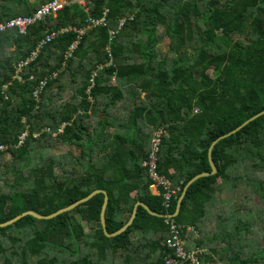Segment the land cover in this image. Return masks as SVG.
<instances>
[{
	"label": "trees",
	"instance_id": "obj_1",
	"mask_svg": "<svg viewBox=\"0 0 264 264\" xmlns=\"http://www.w3.org/2000/svg\"><path fill=\"white\" fill-rule=\"evenodd\" d=\"M47 1L0 0V22L30 16ZM88 8L69 2L25 33L0 32V223L27 210L50 214L94 189L107 193V232L128 220L137 201L173 214L186 183L211 171L212 141L264 110V0H92ZM104 9L107 26L87 29L65 59L77 39L73 28ZM122 18L109 40L108 27ZM159 28L169 38L163 53L155 49ZM53 31L60 33L14 78L17 64ZM54 72L36 99L39 79ZM157 129L156 170L180 186L168 209L150 192L142 166ZM63 145L67 151L51 152ZM210 155L216 172L189 184L174 216L191 227L181 230L184 247L201 249L199 264H264V237L249 232L258 226L253 209L264 203L235 207L231 224H216L220 235L208 219L217 190L229 182L234 189L239 178L264 198L254 177L264 173V113L217 140ZM103 196L49 219L25 215L0 227V264H165L174 256L161 245L169 237L163 218L141 206L123 232L107 237Z\"/></svg>",
	"mask_w": 264,
	"mask_h": 264
},
{
	"label": "built area",
	"instance_id": "obj_2",
	"mask_svg": "<svg viewBox=\"0 0 264 264\" xmlns=\"http://www.w3.org/2000/svg\"><path fill=\"white\" fill-rule=\"evenodd\" d=\"M92 0H48L44 4H42L35 12L32 13L30 16H18L15 18H11L6 22H0V32L5 31L7 29H16L19 33H25L27 27L31 24H33L36 21L44 19L48 15H55L58 10H60L64 5H67L72 2L77 3L81 5L84 9V11H88V3ZM107 13V9H104L103 15L99 19H93L89 17L87 19V24L85 27H91L96 26L99 23L105 24V16ZM124 22V19L122 18L118 24L117 29H110L109 30V40L114 38L116 31H118V28L122 26ZM71 28H68V30ZM85 29V28H84ZM83 28L76 29L75 27L73 30H75L77 34V40L73 41L65 50L64 58L67 59L71 56L72 51L76 48L79 36L84 33ZM67 30V28L62 29L61 31ZM59 31H53L48 32L45 34L44 38H42L35 49L31 51L29 57H27L25 60L19 62L17 64V69L14 74V78L20 79L19 71L22 68V66L26 65L30 60H32L38 53L40 47L45 44L46 42L53 39L57 34H59ZM109 53V51H108ZM57 73H51L48 76H43L39 79L37 87L33 91L34 97L37 99L38 94L41 91V89L46 84L48 78L56 76ZM32 78V76H30ZM61 131V130H59ZM162 131L160 129L153 131V136L151 139V148L148 153L147 158L142 162V166L146 168L147 176L150 180L149 189L150 192L154 195H159L162 198V206L165 209H168L171 203V199L173 196L177 193L180 186L175 185L173 186V183L170 179L165 177L164 175L160 174L156 170V161H157V151H158V145L160 142V136ZM55 135V133H52ZM24 133L19 136L20 142L24 138ZM0 149H3V146H0ZM163 223L168 228V234L169 237L161 241V245L165 246L168 249H172L174 252V256L167 255L164 257L165 264H180L181 261H187L188 264H199L200 260L198 257V254L201 253V249H186L184 247L185 240L181 236V230L183 228H186L187 230L191 229L190 226H187L183 223H179L175 220L172 214H169L168 212L163 213Z\"/></svg>",
	"mask_w": 264,
	"mask_h": 264
},
{
	"label": "rangeland",
	"instance_id": "obj_3",
	"mask_svg": "<svg viewBox=\"0 0 264 264\" xmlns=\"http://www.w3.org/2000/svg\"><path fill=\"white\" fill-rule=\"evenodd\" d=\"M158 34L161 36V41L159 44L156 45V50L157 51H161L162 53L164 52V50L167 48L168 43H169V38L166 36V34L164 33V30L159 28L158 29ZM8 52V50H7ZM63 95L60 96V99L58 98L56 100V103H59L61 101V99H66L67 96H70L71 92L70 90H67L66 92L62 93ZM142 96V95H141ZM53 135V134H52ZM68 150L67 146H56L54 148L53 151H51L52 153L58 155L60 152H65ZM234 172H231V174ZM254 177L256 179H260L262 181V185L264 187V173H260L259 171H254ZM244 180V179H243ZM242 180V178H239L238 181L235 184L234 189L231 186V183L229 182V184L227 183L226 186L224 188H221L220 190H217V194L215 196L216 202L213 206H209L208 209V213H209V218L212 221L213 227L215 228V233H217L218 235H220V231L218 230V227H216V224H231V222L233 221L234 217H232V215L234 214L233 209L235 207H238V209H246L247 207H251L252 205H261V203H264V198H256V194L253 195L251 194L252 192V187H248V185H246L247 182H244ZM218 181L220 182V179H218ZM230 191H233V194H229ZM250 194L249 196V200L244 198L245 195ZM231 195V197H230ZM255 196L252 198V196ZM232 199V200H230ZM255 201L257 202V204L255 203ZM213 203V201H212ZM246 205V206H245ZM256 209H253L254 215L253 217H256L257 221V227L255 229H251L249 228V232H256V235L261 236V240L264 237L263 231H264V226H263V221L259 220L260 218H264V210H259L256 206ZM232 213H231V212ZM219 213L221 214V218L216 217L215 218V214ZM227 222V224H226ZM250 222V221H249ZM251 223V222H250ZM84 228L87 230L88 226L85 224ZM229 231H231V229H229ZM234 233V232H233ZM242 253L245 256L246 251L244 249H242Z\"/></svg>",
	"mask_w": 264,
	"mask_h": 264
},
{
	"label": "water",
	"instance_id": "obj_4",
	"mask_svg": "<svg viewBox=\"0 0 264 264\" xmlns=\"http://www.w3.org/2000/svg\"><path fill=\"white\" fill-rule=\"evenodd\" d=\"M263 113H264V110L260 111L259 113H257L254 116L250 117L248 120L244 121L241 125H239L235 129H233L232 131H230V132H228V133H226L224 135H221V136H219L218 138H216V139H214L212 141V143L210 144V146L208 148V161H209V164H210V167H211V171L210 172H201V173H198L195 176H193L186 183V185L184 186L181 194L177 198L176 206H175V211L172 214L173 216H175L178 213L179 208H180L181 201H182V199L184 197L186 188L189 186V184L191 182H193L195 179L199 178V177L208 176V175L214 174L216 172L215 165H214L213 161L211 160V155H210L211 149H212L213 145L216 143V141L219 140V139H221V138H223V137H225V136H228V135L236 132L241 126H243L244 124H246L248 121L252 120L253 118H255V117H257V116H259V115H261ZM96 193H103V195H104L103 196V202H102L101 210H100L99 219H100V224H101L102 230H103L104 234L107 237H113V236H115V235L120 234L121 232H123L132 223V221H133V219H134V217L136 215V211H137V207L138 206L143 207L151 215H156V216H159V217H163L164 216L163 214H159V213L153 212L143 202L137 201L134 204V206H133L132 212H131L128 220L119 229H117V230H115L113 232H107L106 225H105V218H104V212H105V208H106L107 200H108L107 193L104 190H101V189H94L91 192H89L86 196H84L83 198H80V199L74 201L73 203H71V204H69V205H67L65 207L59 208L58 210H56V211H54V212H52L50 214L42 215V214H39V213H37L35 211H32V210L23 211L20 214H17L16 216H14L13 218H11V219H9L7 221L1 222L0 223V227H5L7 225H10V224L14 223L16 220H18L19 218H21V217H23L25 215H31V216H33L35 218H38V219H49V218L55 217L58 214H61V213H64V212H67V211L72 210L78 204L87 201L89 198H91Z\"/></svg>",
	"mask_w": 264,
	"mask_h": 264
},
{
	"label": "clouds",
	"instance_id": "obj_5",
	"mask_svg": "<svg viewBox=\"0 0 264 264\" xmlns=\"http://www.w3.org/2000/svg\"><path fill=\"white\" fill-rule=\"evenodd\" d=\"M90 3V2H89ZM84 10V9H83ZM88 10H89V8H88ZM107 14V13H106ZM102 15H103V12H102ZM102 17V16H101ZM101 17H99V18H101ZM106 17V16H105ZM129 17V16H128ZM92 18V17H91ZM99 18H93V19H99ZM130 18V17H129ZM131 19V18H130ZM86 24H87V22H86ZM86 24L83 26V27H80L81 29L83 28H85L84 30L86 31L87 29H90V28H92V27H94V26H91V27H85L86 26ZM99 25H105V26H107V21H106V18H105V24H102V23H99V24H97L96 26H99ZM76 29H79V28H76ZM110 29H117V27L116 26H114V27H108V29H107V32H108V35H109V30ZM85 31H84V33H85ZM164 33H165V31H164ZM116 35V34H115ZM81 36V35H80ZM80 36H79V38H80ZM167 36V35H166ZM115 37V36H114ZM168 37V36H167ZM77 40V39H76ZM112 40V39H111ZM78 44V43H77ZM107 50H106V52L108 53V51L110 52V48H109V46H108V44H107ZM195 111H196V109H195ZM170 214V213H169ZM174 217V216H173Z\"/></svg>",
	"mask_w": 264,
	"mask_h": 264
},
{
	"label": "crops",
	"instance_id": "obj_6",
	"mask_svg": "<svg viewBox=\"0 0 264 264\" xmlns=\"http://www.w3.org/2000/svg\"><path fill=\"white\" fill-rule=\"evenodd\" d=\"M7 50H8V51H10L11 49H10V48H8Z\"/></svg>",
	"mask_w": 264,
	"mask_h": 264
}]
</instances>
